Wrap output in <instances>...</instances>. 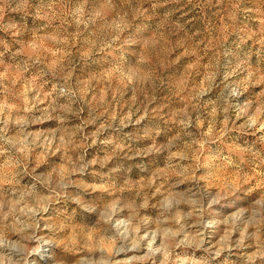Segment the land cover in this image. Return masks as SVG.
Returning a JSON list of instances; mask_svg holds the SVG:
<instances>
[{
	"label": "rangeland",
	"instance_id": "374dc122",
	"mask_svg": "<svg viewBox=\"0 0 264 264\" xmlns=\"http://www.w3.org/2000/svg\"><path fill=\"white\" fill-rule=\"evenodd\" d=\"M0 54L16 121L29 79L89 101L84 127L33 121L38 146L0 155V264H264V0H0ZM118 62L152 82L101 104Z\"/></svg>",
	"mask_w": 264,
	"mask_h": 264
},
{
	"label": "clouds",
	"instance_id": "9594fccd",
	"mask_svg": "<svg viewBox=\"0 0 264 264\" xmlns=\"http://www.w3.org/2000/svg\"><path fill=\"white\" fill-rule=\"evenodd\" d=\"M75 22L77 25L82 23L84 27L87 28L88 24L92 21L77 18ZM45 27H47V25H45ZM116 35L117 34H113L112 38L103 45L101 50H103V48H113L116 43ZM52 39H55V37H52ZM35 63H39V61H35ZM113 68L115 79L123 81L124 86L117 89L115 95L111 97V100H109L107 96L99 100L98 102L101 104L119 103L129 92L135 94L137 90L152 82L151 77L146 74L151 70V67L148 64H144L142 67L138 66L137 71L135 72L131 70V65L121 64L119 62L113 64ZM25 71H27V68H25ZM47 75V72L41 70L37 78L43 79ZM57 76L59 78L52 84L53 92L49 93L47 97L45 96L41 85L34 83L31 79L23 84L22 91L12 94L11 98L22 105L20 112L18 113L23 117L21 121H16L12 114L9 113L8 108L10 105L7 101L0 103V125H3V127H0V155H7L9 163L19 165L21 159L27 156L30 146L32 148L38 146L35 143V139L31 141L29 140L31 133L25 131L28 125L33 121L47 122L49 120H55L59 126L63 128L69 123H74L76 119H79L81 127L85 126L83 114L89 104L87 99L88 93H82L78 88L74 89L70 76L65 78L64 76L59 75V73H53L54 79ZM60 81H62V83ZM9 85L15 87L14 82L9 81ZM112 87V82L108 81L106 83V88L110 90ZM4 88V82L2 78H0V91H3ZM88 91L93 92L94 89L89 88ZM88 114L92 120L99 119V117H97L92 111H89ZM5 117L8 119L6 120ZM9 121L16 124L17 136L15 138L6 139L5 134L8 131ZM256 123L257 121L255 119H251L247 124V127L253 128ZM106 127H110V125L101 123V131ZM261 128L264 129V124L261 125ZM63 139L64 138L61 137V140ZM78 159L80 158L78 157ZM110 159L111 157H98L92 161L81 163L79 169L74 170L83 172L88 164H99L101 168H104L109 163ZM222 162L228 165L233 164V161L228 157H222ZM236 167L239 168L238 165H236ZM233 191H235V189H233L231 185H228L227 190L222 188L219 193H207V195L209 198L214 195L226 196L229 192ZM128 229L133 233L137 231L138 225L134 222V218L128 220ZM165 235H167V233H165ZM112 238L117 241L120 239L119 236H113Z\"/></svg>",
	"mask_w": 264,
	"mask_h": 264
}]
</instances>
